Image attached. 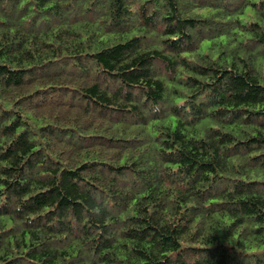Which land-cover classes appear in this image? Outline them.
Masks as SVG:
<instances>
[{
  "label": "trees",
  "instance_id": "obj_1",
  "mask_svg": "<svg viewBox=\"0 0 264 264\" xmlns=\"http://www.w3.org/2000/svg\"><path fill=\"white\" fill-rule=\"evenodd\" d=\"M0 264H264V0H0Z\"/></svg>",
  "mask_w": 264,
  "mask_h": 264
}]
</instances>
